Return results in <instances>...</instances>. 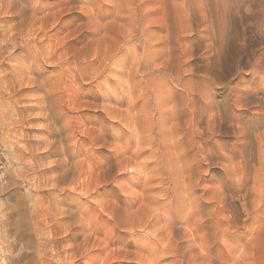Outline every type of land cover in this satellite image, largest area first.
<instances>
[{
	"label": "clouds",
	"instance_id": "obj_1",
	"mask_svg": "<svg viewBox=\"0 0 264 264\" xmlns=\"http://www.w3.org/2000/svg\"><path fill=\"white\" fill-rule=\"evenodd\" d=\"M0 264H264V0H0Z\"/></svg>",
	"mask_w": 264,
	"mask_h": 264
}]
</instances>
